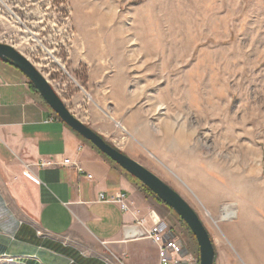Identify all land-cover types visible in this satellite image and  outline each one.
I'll use <instances>...</instances> for the list:
<instances>
[{
	"label": "rangeland",
	"instance_id": "rangeland-1",
	"mask_svg": "<svg viewBox=\"0 0 264 264\" xmlns=\"http://www.w3.org/2000/svg\"><path fill=\"white\" fill-rule=\"evenodd\" d=\"M0 42L83 92L87 125L199 214L214 264H264V0H0Z\"/></svg>",
	"mask_w": 264,
	"mask_h": 264
},
{
	"label": "crops",
	"instance_id": "crops-1",
	"mask_svg": "<svg viewBox=\"0 0 264 264\" xmlns=\"http://www.w3.org/2000/svg\"><path fill=\"white\" fill-rule=\"evenodd\" d=\"M27 79L0 59V264H161L153 240L128 230L141 218L145 228L165 221L183 245L184 264H199V244L186 227L57 117ZM74 89L57 93L86 123L97 110L84 109L83 92ZM48 159H70L84 172L72 165L40 166ZM121 192L128 194L127 212L99 200ZM232 228L226 226L227 232Z\"/></svg>",
	"mask_w": 264,
	"mask_h": 264
},
{
	"label": "water",
	"instance_id": "water-1",
	"mask_svg": "<svg viewBox=\"0 0 264 264\" xmlns=\"http://www.w3.org/2000/svg\"><path fill=\"white\" fill-rule=\"evenodd\" d=\"M0 59L20 70L28 78L27 80L34 85L37 92L46 101V104L50 106L57 117L65 122L70 129H73L86 141L94 145L98 151L109 157L117 166H120L133 178L139 180L159 200L180 216L199 244V264L215 263L216 251L207 227L203 224L199 214L178 191L144 165L126 155L125 152L123 153L116 146L108 143L99 133L74 116L49 80L45 78L41 71L25 55L17 51L14 46L0 42Z\"/></svg>",
	"mask_w": 264,
	"mask_h": 264
},
{
	"label": "built area",
	"instance_id": "built-area-1",
	"mask_svg": "<svg viewBox=\"0 0 264 264\" xmlns=\"http://www.w3.org/2000/svg\"><path fill=\"white\" fill-rule=\"evenodd\" d=\"M82 147L79 149L81 150ZM73 166L78 169L79 172L83 174L84 170L78 166V164L73 163L70 159H66L63 162H58L53 159L44 160L40 163L42 167H54V166ZM92 175L86 174V179H91ZM100 202H107L118 204L124 211H129L130 206L127 204L128 202V194L121 192L115 194L113 196H107L105 194H101L99 197ZM146 219L141 218L137 220L135 226H130L128 228L129 232H131V236L149 238L153 240V242L159 248V257L161 264H184L186 262V258L183 255V245L172 233L171 227L165 221L162 220H154V225L151 228L146 227Z\"/></svg>",
	"mask_w": 264,
	"mask_h": 264
},
{
	"label": "bare ground",
	"instance_id": "bare-ground-1",
	"mask_svg": "<svg viewBox=\"0 0 264 264\" xmlns=\"http://www.w3.org/2000/svg\"><path fill=\"white\" fill-rule=\"evenodd\" d=\"M233 206L234 205L232 204L224 208L223 210L224 213L222 215L221 221H230L232 219L237 218L238 212H236Z\"/></svg>",
	"mask_w": 264,
	"mask_h": 264
},
{
	"label": "trees",
	"instance_id": "trees-1",
	"mask_svg": "<svg viewBox=\"0 0 264 264\" xmlns=\"http://www.w3.org/2000/svg\"><path fill=\"white\" fill-rule=\"evenodd\" d=\"M32 84V83H31ZM32 86L34 87V85L32 84ZM35 88V87H34ZM142 190H144L145 192H147L148 194L152 195L155 197V195L150 191L148 190V188L146 186H142ZM157 198V197H156ZM158 199V198H157ZM159 202L163 203L161 200L158 199ZM164 204V203H163Z\"/></svg>",
	"mask_w": 264,
	"mask_h": 264
}]
</instances>
